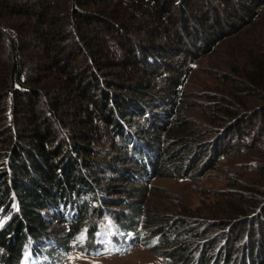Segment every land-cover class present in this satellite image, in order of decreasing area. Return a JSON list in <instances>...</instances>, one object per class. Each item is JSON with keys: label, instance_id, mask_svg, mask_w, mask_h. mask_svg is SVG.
Wrapping results in <instances>:
<instances>
[{"label": "trees", "instance_id": "trees-1", "mask_svg": "<svg viewBox=\"0 0 264 264\" xmlns=\"http://www.w3.org/2000/svg\"><path fill=\"white\" fill-rule=\"evenodd\" d=\"M232 1L0 0V219L12 217L0 228V264H57L86 242L95 245L90 252L94 256L116 254L156 234L155 247L178 250V229L187 223L168 225L150 236L142 231L140 206L126 202L132 213L110 209L117 205L107 202L104 194L110 189L103 184L106 177L128 178V186L149 183L191 171L206 158L219 162L228 157L223 147L213 143L211 153L210 145L202 143L197 148L206 150L186 164L169 145L170 140L184 143L201 135L182 112L188 105L184 88L194 56L206 45L225 43L221 13L211 6L222 5L230 12L232 29L246 19L245 25L264 27V0L239 3L244 16L232 9ZM204 34L205 47L194 52L185 47ZM180 50L185 71L170 63ZM245 57L242 69L222 76L226 95L209 98L207 131L220 128L229 145L233 140L241 144L238 153L251 152L254 171L264 174V48L247 49ZM152 68L156 76L165 75L166 90H155ZM144 115L158 125L135 128L133 123L140 125L137 117ZM102 131L113 144L105 152L95 147L103 142ZM129 164L134 175L120 176ZM263 185L264 175L254 188L235 183L240 192L233 196L239 203L234 212L201 227L209 237L218 232L216 239L226 244L210 258L213 264H232L237 253L233 264H264V246L253 239L254 230L245 237L248 249H233L244 236L245 229L239 227L264 211ZM248 193L254 197L248 200ZM90 197L96 204H89ZM90 211L98 218L92 224ZM49 223L60 230L48 233ZM213 249L202 251L201 259L191 264H208L205 256ZM184 254L174 255L173 261L186 264Z\"/></svg>", "mask_w": 264, "mask_h": 264}, {"label": "rangeland", "instance_id": "rangeland-1", "mask_svg": "<svg viewBox=\"0 0 264 264\" xmlns=\"http://www.w3.org/2000/svg\"><path fill=\"white\" fill-rule=\"evenodd\" d=\"M242 2L249 5L250 0H233L232 9L240 13L241 16H244V13L241 12L239 8V3ZM211 7L214 9V12L218 11L221 13L223 21L222 28L225 33L220 36H222L225 43L221 44L222 47L206 45V48L200 51V53H196L194 56L196 61L191 66L192 72L189 74L188 78H186L184 88L188 99L186 100L188 105L182 112L184 120L188 122L193 131H195L197 135L199 133H201V135L189 138V140H186L184 143L170 140L169 149L174 151L173 153L178 152L175 158L179 161H185L186 164L192 159H199V156L206 150V147L203 145L202 148H197L202 143L210 145L208 149L211 150V153H213L214 149L211 147L213 143L216 146L219 145V147H223L222 149L228 154V157L221 159L219 162H211L206 158V162H209L208 165H205L206 162L204 160L191 171L184 170L180 175L174 174L173 176L153 178L149 183L139 182L135 186H128L127 183H125L128 178L114 180L110 177H106L108 181L103 184L106 189H110L105 191L104 194L106 195L105 198L107 202L117 205L109 206L110 209L122 213H132L133 208L124 207L126 202L131 203L133 206H140L138 213L139 217L143 219L142 231L148 234L150 233V236L152 233L155 234L157 229L168 228L170 225L173 226L174 223L181 222L182 225L183 223H187V226L178 229V235L176 236V239H181L179 242H182V244L176 248L178 249L177 251L166 246L155 247L153 241L159 238V234H156L154 237L149 238L148 241L146 240V242L142 243L136 240V238H132L135 235L129 232L130 238L136 241H134L133 247L127 250H125V247L123 252H118L116 254L107 253L97 257L90 253L95 249V247H93L95 245H93L92 242H90L91 244L86 242L82 246V250L72 251L67 258L59 260L57 264H176L173 261L174 255L182 251L185 252L184 255L187 257L188 262L186 264H191L197 259H201L202 251L204 253L210 246H213L214 249L211 255L207 254L205 257H207L208 264H213V259L210 258H213L217 250L226 245L223 240L216 239L217 237H215V235H217L218 232L209 237L206 236V233H201L203 230L201 227H204V224H210L212 226L222 220V216L230 215L234 212L239 203L234 200L233 196L240 192L234 189L235 183H239L240 186H246L249 189L254 188L256 183L261 182V178L264 174H256V171H254L255 166L253 165L256 163L253 161L251 152L246 153L242 151L238 153L237 150H239L241 144L233 140L232 144L229 145L226 140V133H220V128L212 127V132L207 131V129L211 127L206 121V109L210 104L209 98L217 100L219 97L225 96L229 91L226 86L220 84L224 73L228 74L230 71L242 69L245 66V63H247L245 57L247 49L258 51L264 48V27L261 28L252 24L245 25V23H248L246 19L242 24L236 25L237 29H232L234 27V21L228 17V13L230 12L226 11L225 7L222 5ZM215 30L218 31V29ZM206 36L205 34L204 36L201 35L200 40L195 39L190 42V47L187 45L189 43H185L184 45L188 50L192 48L193 50H191L194 52L198 47H205L204 43L207 38ZM220 36H217L218 39H220ZM183 42L186 41L183 40ZM194 48H196V50H194ZM172 49L171 47V50ZM182 51H184V49H182ZM182 51H176L173 54L174 59L170 62L179 71H185L184 65L186 64V58L181 54ZM148 70L151 71L149 72L150 76H156L157 70L155 68ZM154 80L156 91L162 92L166 90L167 82L165 81L164 74L154 77ZM161 110V108H158L156 111L159 115H164L160 114L162 113ZM137 118L140 125L133 123L135 128H140V126L145 125L149 129L152 122L158 125L155 119L151 120L152 122L145 120V115ZM102 133L104 136L103 142L99 145H95V147L98 148V151L101 150L105 152L106 150H111L113 144L111 137L104 131H102ZM217 138H221L222 140L217 142ZM198 139L204 141H197ZM193 142L196 144L193 145ZM190 143H192L191 146ZM250 146L254 147L253 143H251ZM110 153L113 154L114 152ZM128 156L132 160L140 159L138 154L136 155V159L131 154ZM260 156L264 158V150L260 153ZM133 167L134 166L129 164L127 167H124L123 170L121 169L120 176H124L123 174L134 175L132 174ZM165 173L169 175L168 171H165ZM131 187H136L137 190H131ZM245 197H248L249 200L250 197L253 198L254 196L248 193ZM87 201L89 204H96L95 200L91 197ZM262 212H259L260 215H257L258 213L256 212L255 215L257 217L255 216L254 219L249 221L251 224L250 226L248 223L246 226L244 225L245 228L239 227V230L245 229V232L243 233V238L238 240L237 244L234 242V250L240 251L242 247L246 249L249 248V240H246L245 237L250 233V230H254V232H252L255 233V235L253 234V239L257 241L260 248H263L264 237L262 232L264 230V219L263 216H261ZM48 214L52 215L50 211H48ZM88 217V223L90 224H92L95 219H98L93 211H90ZM6 219L7 217L1 219L0 223L2 224ZM59 230L60 226H58V224L49 223L48 233L57 232ZM138 230H141V228H138ZM212 236L214 238H212ZM235 237H237L236 234L230 235V241L235 239ZM49 241L50 244L53 243L52 240ZM116 250L120 249L117 248ZM261 253V251L258 253L259 260L262 259ZM237 257L238 253L235 254L234 259H232V264Z\"/></svg>", "mask_w": 264, "mask_h": 264}]
</instances>
